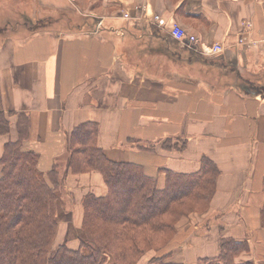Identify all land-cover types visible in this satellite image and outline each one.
Instances as JSON below:
<instances>
[{"label": "crops", "instance_id": "crops-1", "mask_svg": "<svg viewBox=\"0 0 264 264\" xmlns=\"http://www.w3.org/2000/svg\"><path fill=\"white\" fill-rule=\"evenodd\" d=\"M173 23L196 44L175 39ZM215 43L225 51L203 54ZM0 113V159L23 141L44 173L68 161L86 123L109 160L142 166L159 188L164 171L194 174L210 159V208L179 222L168 260L216 259L234 239L248 246L237 263L264 264V0H0ZM77 177L80 220L83 197L108 189L99 172L66 169L73 191Z\"/></svg>", "mask_w": 264, "mask_h": 264}, {"label": "trees", "instance_id": "trees-1", "mask_svg": "<svg viewBox=\"0 0 264 264\" xmlns=\"http://www.w3.org/2000/svg\"><path fill=\"white\" fill-rule=\"evenodd\" d=\"M6 130L0 113V132ZM38 162L39 156L26 150L23 141L5 146L0 159V264H105L110 255L113 264H138L150 251L156 254L151 264H182L168 261L177 224L209 210L219 175L215 163L205 158L194 174L164 171L166 187L161 190L157 178L146 175L142 166L106 157L96 124L77 127L69 139L67 169L73 174L99 172L108 193L84 197L81 246L72 250L53 248L54 205L64 177L56 166L42 172ZM247 250L246 242L224 239L218 258L198 264H239L236 259Z\"/></svg>", "mask_w": 264, "mask_h": 264}, {"label": "rangeland", "instance_id": "rangeland-1", "mask_svg": "<svg viewBox=\"0 0 264 264\" xmlns=\"http://www.w3.org/2000/svg\"><path fill=\"white\" fill-rule=\"evenodd\" d=\"M165 146L167 147L168 144H165ZM25 149L28 150L27 148H25ZM67 164H68V161H65V162L60 161L56 166V168H57L56 170L59 172L61 177L62 176L64 177V179H63L64 181H63L62 185L58 187L57 194H56V201H55V205H54L55 206V217L57 220V230H56L55 235H54L53 248H58L60 246L68 247L67 243H62V241H63L62 239H65L66 237H68V235L75 234V235H77V239H78L79 243L71 244V245H69V247H77V246L78 247L77 248H69L68 247V248L72 249V250H79L80 246H81V234H82L81 228H82V224H83V220H84L83 199L85 196L81 200V206H80L81 219L79 220V216H77V214L75 213V207H76L77 202L79 201L78 200L79 197L75 196V194L82 193V188H81L82 187V181L80 180L79 177H77L76 184H75L76 190L73 191V189L72 190L69 189L70 186H69V184L67 185V180H66ZM67 171H69V170L67 169ZM84 174H88V173L74 174V175H84ZM157 184H158V181H157ZM165 187H166V185H165ZM165 187L164 188L158 187V188L163 190V189H165ZM89 194H92V193H89ZM97 197H102V196H97ZM193 214H199V213H193ZM182 219H184V218H182ZM77 221H78V223H80L78 226L79 227L78 229L76 226ZM64 224H65V226L63 227V230H62V226ZM72 240H73V238H72ZM173 250H174V248H172V251ZM150 253H151L152 258L149 257ZM155 256H156L155 252L150 251L149 253H147L145 256L142 257V259L140 260L141 263L139 262L138 264H145L144 262H142L145 258L146 259L150 258L149 263H151V260ZM113 263H114V258L111 255L108 256L107 262L105 264H113Z\"/></svg>", "mask_w": 264, "mask_h": 264}, {"label": "built area", "instance_id": "built-area-1", "mask_svg": "<svg viewBox=\"0 0 264 264\" xmlns=\"http://www.w3.org/2000/svg\"><path fill=\"white\" fill-rule=\"evenodd\" d=\"M125 18L129 19L130 18V15L129 14H126L124 15ZM155 20L158 21V22H161V19L160 17H155ZM101 23V22H100ZM99 28V27H98ZM97 28V29H98ZM171 34L172 36L177 39L178 41H181L183 42L184 44L192 47L193 45L196 44V37L195 36H190L188 34H186V32L176 23H173L171 25ZM238 44L239 45H246V44H249L245 38L244 35H241L239 36L238 38ZM225 51V47L222 43H215L211 48H210V51H207V50H202L203 54H221Z\"/></svg>", "mask_w": 264, "mask_h": 264}]
</instances>
